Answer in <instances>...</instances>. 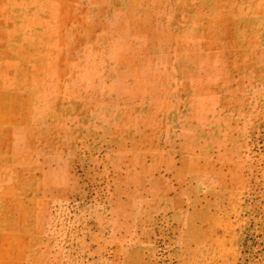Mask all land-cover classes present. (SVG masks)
I'll return each instance as SVG.
<instances>
[{"label": "rangeland", "instance_id": "1", "mask_svg": "<svg viewBox=\"0 0 264 264\" xmlns=\"http://www.w3.org/2000/svg\"><path fill=\"white\" fill-rule=\"evenodd\" d=\"M0 264H264V0H0Z\"/></svg>", "mask_w": 264, "mask_h": 264}]
</instances>
